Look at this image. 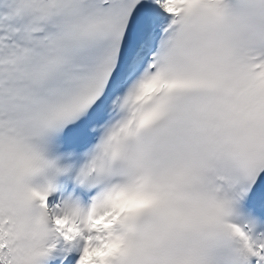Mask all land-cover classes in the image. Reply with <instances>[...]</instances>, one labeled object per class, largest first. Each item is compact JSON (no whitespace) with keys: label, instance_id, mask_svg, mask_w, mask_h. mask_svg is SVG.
<instances>
[{"label":"snow or ice","instance_id":"6c2138e0","mask_svg":"<svg viewBox=\"0 0 264 264\" xmlns=\"http://www.w3.org/2000/svg\"><path fill=\"white\" fill-rule=\"evenodd\" d=\"M0 264H264V0H0Z\"/></svg>","mask_w":264,"mask_h":264}]
</instances>
